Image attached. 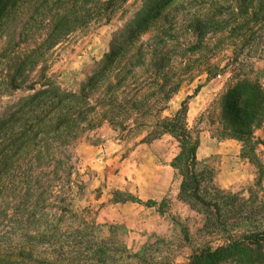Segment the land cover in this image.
Segmentation results:
<instances>
[{"label":"trees","instance_id":"trees-1","mask_svg":"<svg viewBox=\"0 0 264 264\" xmlns=\"http://www.w3.org/2000/svg\"><path fill=\"white\" fill-rule=\"evenodd\" d=\"M126 1L0 0V264H169L156 243L133 252L112 237L115 226L76 204L86 182L75 149L103 122L177 142L170 166L181 177L178 199L201 216L202 230L222 236L183 264H264V139L256 136L264 87L248 76L264 54V0H140L79 88H62L47 74V53L79 29L108 23ZM221 50L231 54L223 67L211 63ZM226 69L232 81L210 124L254 166L247 196L203 187L189 97L163 116L184 83Z\"/></svg>","mask_w":264,"mask_h":264},{"label":"rangeland","instance_id":"rangeland-1","mask_svg":"<svg viewBox=\"0 0 264 264\" xmlns=\"http://www.w3.org/2000/svg\"><path fill=\"white\" fill-rule=\"evenodd\" d=\"M140 4V0H127L108 23H92L70 34L47 53V74L62 88L77 90L107 51L112 34L132 19ZM230 56L229 51L221 50L211 57V63L223 67ZM248 76L264 87V54ZM232 77L228 69L214 77L197 74L172 97L163 116L174 115L189 97L186 121L199 139L196 171L204 178L203 187L212 184L247 196L246 190L256 178L254 166L241 158L238 142L215 138L210 124L217 116L215 101ZM145 135V131L118 132L106 122L85 134L75 149L86 182L76 204L88 206L98 224L115 226L112 237L129 250L156 243L163 262L183 264L194 248L218 246L222 236L202 230L201 216L178 199L181 177L170 166L179 150L177 142L168 134L153 140H144ZM256 136L264 139V131H257ZM259 151L264 163V147ZM149 202L156 204L150 206ZM103 234L107 235L106 228Z\"/></svg>","mask_w":264,"mask_h":264},{"label":"bare ground","instance_id":"bare-ground-1","mask_svg":"<svg viewBox=\"0 0 264 264\" xmlns=\"http://www.w3.org/2000/svg\"><path fill=\"white\" fill-rule=\"evenodd\" d=\"M193 113V112H192Z\"/></svg>","mask_w":264,"mask_h":264},{"label":"crops","instance_id":"crops-1","mask_svg":"<svg viewBox=\"0 0 264 264\" xmlns=\"http://www.w3.org/2000/svg\"><path fill=\"white\" fill-rule=\"evenodd\" d=\"M188 115V114H187Z\"/></svg>","mask_w":264,"mask_h":264}]
</instances>
